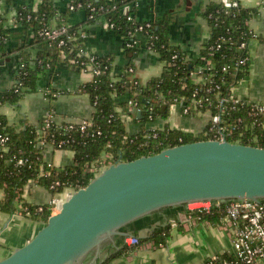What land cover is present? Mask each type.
<instances>
[{"label": "trees", "instance_id": "obj_1", "mask_svg": "<svg viewBox=\"0 0 264 264\" xmlns=\"http://www.w3.org/2000/svg\"><path fill=\"white\" fill-rule=\"evenodd\" d=\"M77 2H81L78 9L85 12V23L98 22L101 17L113 23L111 29L122 38L128 61L116 76L112 74L116 65L115 55L107 53L98 56L101 72L80 88L89 94L94 106L91 123L85 130L80 129V124L68 121L53 122L43 131L34 124H25L23 128L16 129L0 113V134L8 135L6 149L0 141V186L4 189L0 210L14 213L18 210L20 200L23 212L29 211L28 217L45 223L51 215L50 204H42L43 209L39 210L38 204L22 199V189L28 182L34 180L52 193L62 190L65 185L84 186L95 175L87 170V165L106 152L111 153L114 160H129L142 154L158 152L167 146L212 137L210 123L198 133L171 127L168 121L164 127L154 130L147 126L148 122L158 117L168 118L174 104L180 101L191 104L196 86L202 85L198 94L209 97L211 101L205 100L198 108L191 106L190 114L208 109L213 113L219 112L229 140L264 146V128L253 124L249 114L251 104L229 101L227 106L221 107L217 98L227 96L233 86L249 75L251 30L248 21L257 8L242 3L226 7L221 0H214L206 5L204 15L208 19L210 33L194 57H188L171 39L173 14L167 11L142 18L138 14L140 0H72L65 9L60 8L58 0H40L36 6H18V22L14 26L7 24V18L0 13V54L15 31L24 36L23 44L17 48L19 82L4 91L0 90V105L16 103L27 92L38 90L39 81L46 71H54L60 63L84 69L83 61L88 58L79 51L87 44L86 27L69 25L73 39L63 44L58 39L51 40L40 34L45 26L67 23L69 14L74 11L70 9V4ZM130 15L132 18H129ZM147 22L150 24L147 25ZM243 42L247 44L244 46ZM218 43L220 47H217ZM143 48L157 51L164 62L162 72L146 82L140 80L134 63L135 56ZM208 66L213 68L208 70ZM199 77L203 81H198ZM217 84L219 87H216ZM208 86L212 90H207ZM53 93L59 92L53 89L45 91L50 98L55 97ZM129 99H133L136 106L142 109L139 117L141 127L137 133L127 130L125 119L118 110V106H129ZM154 132H157L156 136ZM42 139L56 147L59 140L65 139L64 148L74 151V162L60 168H49L42 153ZM19 157H27L29 161L17 164ZM41 168L45 170L42 173ZM56 180L61 184L52 187ZM220 212L214 209L202 214L201 219L219 223ZM170 226L171 222H166L154 227L146 237L140 238V244L149 240L157 243L166 241ZM136 245L139 244H124L99 264H106L111 258L128 253ZM221 255L228 257L229 253ZM204 262L212 264L208 263V257Z\"/></svg>", "mask_w": 264, "mask_h": 264}, {"label": "crops", "instance_id": "obj_2", "mask_svg": "<svg viewBox=\"0 0 264 264\" xmlns=\"http://www.w3.org/2000/svg\"><path fill=\"white\" fill-rule=\"evenodd\" d=\"M40 0H0V13L7 18V24L13 25L12 18L17 7L22 4L36 6ZM72 0H58L61 9H65ZM214 0H140L138 14L142 18L153 17L156 13L171 12L170 35L188 57L198 54L202 44L208 39L210 25L204 15L206 5ZM247 7L257 8L249 19L248 25L257 36L249 43L250 69L248 77L242 79L234 91L241 97L264 102V0H240ZM83 10L72 11L67 19L70 25L86 27L88 34L86 48L89 52L98 54L112 53L115 55L114 74L117 76L122 66L128 61L122 38L117 35L104 20L87 24ZM82 28V29H83ZM24 42V36L15 31L5 44V50L0 54V90L10 88L17 78V48ZM137 75L142 82L159 75L163 69L160 54L148 48H143L134 58ZM92 79L88 71L75 69L63 62L52 71L48 70L39 81L36 91L27 92L16 103H2L0 113L7 117L8 123L16 129L25 124L39 127L43 118L53 111V117L58 121L80 120L90 118L94 106L88 93L80 90L83 83ZM53 89L58 95L50 98L45 90ZM123 99V98H122ZM179 104L180 103H176ZM175 105V104H174ZM173 105V106H174ZM172 111L168 118L158 117L147 123V126L162 127L168 121L172 126L191 132H200L208 124L209 117L186 116L182 108ZM129 106H118L125 119L126 128L130 133L140 130L141 122L138 113ZM43 157L56 166H65L74 162V151L56 148L46 142L42 148ZM4 189L0 186V199ZM52 192L36 183L25 184L22 197L34 204L49 203ZM184 206H170L138 219L134 225L133 234L144 238L157 226L173 220L170 234L166 241L157 243L153 240L144 241L128 253L111 258L106 264H201L212 254L232 250L231 240L226 231L208 219L189 220ZM36 221L37 223H34ZM39 221V223H38ZM44 222L33 219L21 213H11L0 210V259L9 255L16 247L25 244L43 226ZM125 242L122 238L117 245L106 244L99 257L92 264H99L110 254L116 252Z\"/></svg>", "mask_w": 264, "mask_h": 264}, {"label": "water", "instance_id": "obj_3", "mask_svg": "<svg viewBox=\"0 0 264 264\" xmlns=\"http://www.w3.org/2000/svg\"><path fill=\"white\" fill-rule=\"evenodd\" d=\"M133 111L141 117L142 110ZM243 197L264 198V146L226 137L167 146L105 166L0 264L92 263L146 215L196 200Z\"/></svg>", "mask_w": 264, "mask_h": 264}, {"label": "built area", "instance_id": "obj_4", "mask_svg": "<svg viewBox=\"0 0 264 264\" xmlns=\"http://www.w3.org/2000/svg\"><path fill=\"white\" fill-rule=\"evenodd\" d=\"M226 7H233L238 6L241 2L240 0H221ZM81 6V2L71 3L70 9L76 10ZM132 18V15L129 16ZM100 20H104L107 25L111 28L113 27V23H109L107 18L101 17ZM12 22L14 25L18 22V13L16 12L12 18ZM147 25L150 22L146 23ZM68 23L63 22L62 24H51L49 26H45L40 30V34L46 36V38L51 40H59L60 44H63L66 40L73 39V33L70 31ZM143 26H141L142 28ZM250 27V26H249ZM251 30V37L249 42L252 38L257 36V33L250 28ZM247 42H243L242 45H246ZM220 43L217 44V47H220ZM151 49V48H148ZM153 50V49H151ZM80 54L85 55L88 59L83 61L85 64L84 71H88L92 74L93 77L101 72L100 63L98 60V56L100 54L89 52L86 47H82L79 51ZM177 56V55H175ZM164 63V62H163ZM18 67V66H17ZM213 66H208V70H211ZM133 70V67H131ZM202 68H200V71ZM114 74V69L112 71ZM198 81H203L202 77L198 78ZM19 82L18 78H16L15 83L11 86L13 87ZM203 86H196L193 92V96L191 98V104H186L183 102H178L181 105L182 113L186 115H191V106L193 108H198L201 106L205 100L211 101L209 97H204L203 95L198 94L200 89ZM219 87V84L216 85ZM234 87H232L231 91L227 96H217L219 105L221 107L227 106L229 101L233 103H243L248 102L251 104V109L249 111L250 116L252 117L253 124L264 128V102L255 101L249 98L241 97L240 95L236 94L234 91ZM47 89L45 91H48ZM207 90H212L211 86L207 87ZM55 96L58 93H53ZM211 103V102H210ZM129 108H137L138 110H142L140 107L136 106V102L133 99H129ZM134 112V111H133ZM201 112H209V131L212 133V137L209 138H227L226 135V127L221 124L222 115L219 112L213 113L211 109ZM136 114V113H135ZM53 122L61 123L62 121H58L53 117V112H49L40 124V131L43 129H47V127L51 126ZM72 124H80V129L85 130L87 126L91 123V118H82L80 120H70L68 121ZM171 125V124H170ZM164 127V126H162ZM160 127V128H162ZM171 127H174L171 125ZM155 128L159 127H152L154 130ZM177 128V127H176ZM154 136L157 135V132L153 133ZM8 139V135L0 134V141L3 144V148L6 149L5 142ZM65 139H61L58 142V146L56 148H64ZM240 142V141H236ZM41 144L46 143L44 139L40 141ZM51 143V142H50ZM53 144V143H52ZM54 145V144H53ZM66 149V148H65ZM122 160V159H118ZM11 161L10 159L8 160ZM29 161L27 157H19L16 160L17 164H24L25 162ZM114 156L106 152L104 153L98 160L92 162L91 164L87 165V170H91L95 175L100 172L108 164L115 162ZM47 166L49 168H60L62 166H56L51 161H47ZM45 170L41 168V173ZM36 182V181H30ZM27 183V184H28ZM37 183V182H36ZM61 182L56 180L52 187L60 185ZM82 186H74V185H65L64 188L60 191L52 193L51 199L49 201L51 214L58 212L61 209V206L65 200H67L72 193ZM22 196V193H21ZM24 200V198L22 197ZM22 201H18V210L16 213H21L24 215H28L29 211L26 213L23 212V207L21 206ZM39 205V210L43 209L42 204ZM185 211L188 214V219L196 221L197 219H201V215L205 213H210L214 209L221 210V218L219 221V226L222 227L226 233L228 234L231 244L232 250L226 251L229 253L228 257L220 256L218 252L212 255L207 256L209 258L208 263L212 264H264V198L253 199L249 197L243 198H233L228 200L223 199H205V200H196L192 202H188L184 205ZM171 224H177L176 220L171 221ZM125 242L130 244H140V237L134 234H130L129 236L124 237ZM80 264H92L89 261H84ZM201 264H205L204 260ZM207 264V263H206Z\"/></svg>", "mask_w": 264, "mask_h": 264}, {"label": "rangeland", "instance_id": "obj_5", "mask_svg": "<svg viewBox=\"0 0 264 264\" xmlns=\"http://www.w3.org/2000/svg\"><path fill=\"white\" fill-rule=\"evenodd\" d=\"M23 98V97H22ZM21 98V99H22ZM177 108H179V110H180V105L179 104H175L174 106H173V111L175 110V109H177ZM186 115V114H185ZM186 116H196V117H209V112H201V113H198V114H191V115H186ZM201 117V118H202ZM194 133H197V132H194ZM34 223H37L36 221H33ZM38 223H39V221H38ZM34 236V235H33ZM32 236V237H33Z\"/></svg>", "mask_w": 264, "mask_h": 264}]
</instances>
